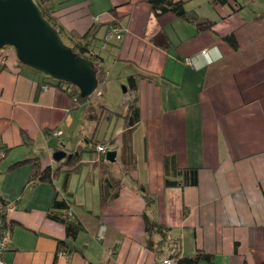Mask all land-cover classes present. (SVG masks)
<instances>
[{
  "label": "crops",
  "instance_id": "0c3cea01",
  "mask_svg": "<svg viewBox=\"0 0 264 264\" xmlns=\"http://www.w3.org/2000/svg\"><path fill=\"white\" fill-rule=\"evenodd\" d=\"M225 1L187 2V11L213 22L202 32L171 13L155 18L146 0L54 2V16L66 31L81 36L96 30L102 37L115 23L124 32L100 53L107 57L101 62L103 85L115 68L118 83L136 74L156 77L137 83L140 121L132 131L136 169L130 175L136 184L123 178L118 197L101 208L98 153L94 161L81 160L90 171L79 168L60 193L82 226L75 239H67L64 225L49 216L58 187L30 184L29 163L7 168L38 158L42 169H53V152L61 150L68 159L78 155L74 145L81 137L89 142L82 129L97 116L90 107L82 113V106H74L49 77L19 65L13 50L2 51L0 151L6 153L0 159V198L12 205L5 217L10 231L2 255L6 264H162L173 240H179L182 256L202 250L214 264L264 261V0ZM230 35L235 48L224 40ZM203 50L211 62L199 55ZM98 87L103 96L107 89ZM125 94L128 104L131 96ZM97 103L103 108L96 121L107 124L97 144L112 142L117 148L127 107L114 114L104 100ZM23 135L30 146L23 144ZM167 156H174L179 169H197L195 187H164ZM109 169L120 176L118 151ZM139 187L154 197L150 207ZM95 190L98 201L88 207L87 196ZM144 214L169 230L157 253L145 246ZM152 240L161 237L154 234Z\"/></svg>",
  "mask_w": 264,
  "mask_h": 264
},
{
  "label": "trees",
  "instance_id": "16d2710c",
  "mask_svg": "<svg viewBox=\"0 0 264 264\" xmlns=\"http://www.w3.org/2000/svg\"><path fill=\"white\" fill-rule=\"evenodd\" d=\"M55 1L56 0H33V2L36 4L37 8L41 12L43 18L53 28L56 29L60 38L66 42V45L70 47L71 51L76 56L87 59L91 62L92 68L95 71L98 86H100L105 80V72L101 67L102 57L100 53L102 51V48H99V44L101 42L103 44L102 46H105L108 41L111 40H104V36L108 32L110 27H116L118 30H120V33L122 35L124 32L115 23H110L107 25L106 31L102 37H97L95 33L96 30L92 32L90 30L86 34L81 36L74 32L66 31L58 23L57 17L54 16L53 8ZM189 1L190 0H146V3L148 4L150 11L155 18H159L162 15L171 13L180 20L194 24L195 30L197 32L211 30L214 25L213 22L207 19H201L195 13L186 10L185 5ZM213 1L222 5L226 3L225 0ZM224 40L229 43L233 48L236 47L234 38L231 35L225 37ZM5 49L13 50L11 47H4L0 49V71L5 69V66L3 64L4 56L2 55V51H4ZM19 65L23 66L21 63H19ZM141 78H145L149 81H154L156 77L148 74H136L129 76L126 79L125 91L130 94L131 99L127 104L126 113L122 115L124 120V131L122 132L121 144L119 146L118 151L120 176L116 177L114 173L109 169L111 163L106 162L104 154L100 155L99 161L94 162L95 165H98L99 163V166L102 171L98 185L99 205L101 208L105 207L118 197L119 191L123 185V178H129L131 183H133L134 185L136 184V182L130 177L131 173L134 172L136 169V157L132 147V131L140 121V110L138 106V98L136 92L137 83ZM50 80L53 82V86L58 87L60 89L64 88V91L68 94L74 106H79L84 103L87 105L88 108H93V104L90 101L92 99L93 94L90 97L81 98L78 90L73 85L54 81L52 79ZM100 95V97H102V92L100 93ZM98 107L101 108L102 106ZM107 112L110 113V111ZM22 142L26 146H30L32 143L31 140L24 135L22 136ZM97 143L98 142L95 141V143H93V149L90 150V152L93 155L95 154V156L98 155V152L95 149L98 145ZM108 143L112 144V142ZM5 153L6 151H0V159L5 156ZM80 158L81 155L78 152L77 156L73 155L68 160L65 158V161L63 159L59 162H56L60 163V166H58L57 169H51L50 167H45L42 169L38 158H32L14 162L7 168V170H14L29 163L31 166V171L29 175L30 184L48 183L52 185L54 184V179L56 178L58 172L62 171L64 173L62 189H66L69 176L72 173H75L79 168H81L82 165H84V163L81 162ZM93 159L96 160L97 158L94 157ZM163 168L164 187L185 188L195 187L197 185V169L177 168L174 156H167L164 158ZM138 189L140 190L141 197L143 198L146 207H150L152 204H154L155 199L153 196L147 194L145 191H141V187H139ZM0 200L5 203V200L1 198ZM51 207L53 209V212L49 214L50 218L64 225L65 235L67 239H75L78 233L82 230V226L78 221L72 218L69 203L64 199V197L61 196L59 191L55 190ZM143 216L144 233L146 237L144 241L145 246L148 250L157 253V249H160L159 246H164V244L166 243V238L169 230L158 222L149 219L145 214ZM154 234H158L161 237V240L157 243H154L152 240V236ZM171 244V253L167 256V260L171 261L173 264H214L212 261V256L203 252L202 250H196L193 256L185 257L180 254L179 240H173ZM61 245H63L62 242L60 243V246ZM258 264H264V261Z\"/></svg>",
  "mask_w": 264,
  "mask_h": 264
},
{
  "label": "water",
  "instance_id": "95a60500",
  "mask_svg": "<svg viewBox=\"0 0 264 264\" xmlns=\"http://www.w3.org/2000/svg\"><path fill=\"white\" fill-rule=\"evenodd\" d=\"M4 47H11L23 66L73 85L81 98L90 97L97 90L91 62L76 56L63 43L33 0H0V49ZM69 157L61 150L52 154L54 162ZM115 159L116 151L105 153L106 162L114 163Z\"/></svg>",
  "mask_w": 264,
  "mask_h": 264
},
{
  "label": "rangeland",
  "instance_id": "374dc122",
  "mask_svg": "<svg viewBox=\"0 0 264 264\" xmlns=\"http://www.w3.org/2000/svg\"><path fill=\"white\" fill-rule=\"evenodd\" d=\"M62 41L66 45V42L64 40H62ZM99 45H100L99 48H102V51L104 52V50H106L105 49V46H102L103 44L101 42H100ZM103 56H104V53L101 55V57L104 58V63H105L106 60H107L106 59L107 57H103ZM118 74H119V71H118L117 68H115L112 71L111 75H108V77H107V79L108 80L110 79V80L109 81L106 80V82L104 83V85L103 84L100 85L101 89L103 87H105V89H107V91L109 89V92L106 91L105 94H103V96L100 97L101 95H100L99 91H97V93H94V95L92 96L93 103L95 105V106L94 105H92V106H93L94 113L97 116V118L100 117L99 107H97L99 105V103H97V102H99V101L103 102V100H104L105 103L108 105L109 109L112 108L113 109L112 111H114L115 114H117L119 111L122 112L123 109L127 107V101H126L127 96H126L125 100H123V96L124 95H127V94H125V91H124L125 86H126V81H124L123 83L122 82L118 83L117 81H114L113 80V79H116V76ZM111 80H113V82H111ZM114 82H115V84H114ZM114 86H115V92L117 94L118 93L120 94L119 95L120 98L113 97L114 95H116V93L114 94V91H113L114 90L113 89ZM107 93H108V95H107ZM106 95H107V97H106ZM97 96H99V97H97ZM108 97H109V99H108ZM111 97H113V98H111ZM81 106H82V113H83L84 112V109L87 108V105L83 103ZM126 110H127V108H126ZM112 111L110 110V112H112ZM77 115L79 117L80 111L79 112L77 111ZM116 117H117V115H116ZM96 119H94L93 122L88 121L87 124H85V127H83V129H82V132L88 137L89 142H87V144H86V140H84L81 137L78 146L77 145H74L75 146L74 147V151H75V149L79 151V153L81 155V158L80 159L83 160V161L84 160H89L90 162L91 161H94L93 158L95 157V154L93 155L90 152L91 145L93 143H95V141L96 142H99V141L103 140V138L105 137V133L107 132V124L104 123L106 121H104V122L102 121L101 123H99L98 121H96ZM76 133H78V132L76 131ZM91 137L93 138L92 140H90ZM67 141H69V140H64L63 142L64 143H67ZM72 141L73 140L70 139V142H72ZM90 141H92V143ZM106 145H107V152L108 151H119V147L116 148V144L115 143H113V144L107 143ZM79 146H84V147L82 149H78ZM66 152L69 153L68 148H66ZM65 160L66 159H64V161ZM118 163H119V159H118ZM58 166H60V163H54L53 169H57ZM82 168H87V171H90V165H85L84 164V165H82ZM74 174L75 173H72L71 176H73ZM80 178H82V177H80ZM63 179H64V173L62 171H59L58 174H57V176H56V178H55V180H54V185L56 187H58V191L61 194H64V191L62 189V181H63ZM125 179L128 180L127 178H125ZM127 182H129V181H127ZM74 189H76L75 186H73V188H72V191L73 192H71V195H73ZM79 194H81V192L78 193L77 196ZM95 198L98 201V195L96 194V190H95L94 193H89V195L87 196V206L88 207L92 204V201L94 202Z\"/></svg>",
  "mask_w": 264,
  "mask_h": 264
},
{
  "label": "built area",
  "instance_id": "2783aa9c",
  "mask_svg": "<svg viewBox=\"0 0 264 264\" xmlns=\"http://www.w3.org/2000/svg\"><path fill=\"white\" fill-rule=\"evenodd\" d=\"M94 20L97 21V18H94ZM121 35L122 34L120 33V30H118L116 27H110L108 32L104 36V40H110L112 38H115L116 40H120ZM199 55L205 58L206 60H208L209 62H211L208 50L201 51ZM187 61L188 60H186V62ZM95 149L98 153L104 154L107 150V146L97 145ZM11 208H12V205L10 203H6V202L4 203L0 200V264H6L2 259V255L9 247L10 231L8 230V227H7V224L4 218L7 212ZM99 236L101 237V234H99ZM63 256L65 257L66 255L63 254ZM162 264H173V263L169 260H163Z\"/></svg>",
  "mask_w": 264,
  "mask_h": 264
},
{
  "label": "bare ground",
  "instance_id": "6f19581e",
  "mask_svg": "<svg viewBox=\"0 0 264 264\" xmlns=\"http://www.w3.org/2000/svg\"><path fill=\"white\" fill-rule=\"evenodd\" d=\"M14 52V51H13Z\"/></svg>",
  "mask_w": 264,
  "mask_h": 264
},
{
  "label": "clouds",
  "instance_id": "9594fccd",
  "mask_svg": "<svg viewBox=\"0 0 264 264\" xmlns=\"http://www.w3.org/2000/svg\"><path fill=\"white\" fill-rule=\"evenodd\" d=\"M98 89V88H97Z\"/></svg>",
  "mask_w": 264,
  "mask_h": 264
}]
</instances>
